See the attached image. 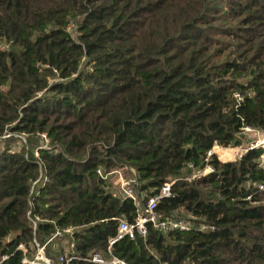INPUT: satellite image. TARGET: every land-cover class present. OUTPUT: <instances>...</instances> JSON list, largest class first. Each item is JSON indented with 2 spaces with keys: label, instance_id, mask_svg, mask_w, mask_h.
<instances>
[{
  "label": "trees",
  "instance_id": "obj_1",
  "mask_svg": "<svg viewBox=\"0 0 264 264\" xmlns=\"http://www.w3.org/2000/svg\"><path fill=\"white\" fill-rule=\"evenodd\" d=\"M9 42L0 49V137L45 134L51 150H39L47 180L38 195L37 158L0 152V264H21L17 246L34 236L29 202L44 220L40 242L69 226L81 255L105 253L117 220L138 213L96 175L118 167L134 170L142 205L180 178L156 212L183 209L208 229L149 227L146 238L115 243V256L264 264L263 150L212 157L211 173L185 180L215 145L241 146L245 127L264 131V0H0V44Z\"/></svg>",
  "mask_w": 264,
  "mask_h": 264
},
{
  "label": "built area",
  "instance_id": "obj_2",
  "mask_svg": "<svg viewBox=\"0 0 264 264\" xmlns=\"http://www.w3.org/2000/svg\"><path fill=\"white\" fill-rule=\"evenodd\" d=\"M70 26H68L69 29ZM10 46L9 43H2ZM0 44V49L2 50ZM234 98L237 103L242 101V96L238 93L234 94ZM244 131H258L256 129H251L249 127H245L242 130V134ZM5 133L0 137H5ZM45 137V134H40ZM264 144L263 140H257L255 142H250L237 156L236 159H233L229 162H233L239 160L246 152L254 149L262 148ZM240 147V146H237ZM232 150L230 148L236 147H220L214 146L211 150L206 153L204 158V167L202 169H195L192 164H189L187 167L191 170L190 175L185 178V180L199 178L205 176L213 171V167L210 164V159L212 157L218 158L219 152L218 150ZM217 149V150H216ZM41 150V149H40ZM34 157L37 158L38 164V175L35 180L31 184L30 192L38 195L39 191L36 190V187L39 182H41L40 187H42L46 180V170L43 163L39 160L38 151L34 152ZM219 159V158H218ZM226 162V161H225ZM264 162V151L261 156V163ZM261 164V165H262ZM96 175L103 181L108 184L109 192L113 197L120 199H130L137 207V216L134 221L129 222L126 218L121 217L118 221L117 231L115 236L108 240V246L105 253L100 252H90L86 255H81L76 250V242L74 239V231L77 230L74 227H54V231L46 237L42 242H40L36 237V229L38 222H42L39 216L33 213L32 210V202H29V209L27 210L26 217L31 223L33 238L28 245L31 250L29 251L28 245H24L22 243L18 244L17 249L21 252V264H129L124 259H121L115 256L111 252V247L121 241L122 239L135 240L137 237L146 238L149 227H152L154 230L167 234L169 232H185L189 231L194 227L193 223L182 217L172 213L169 216L163 217L159 213L156 212L157 205L162 198H166L170 196V191L172 185L181 180L180 178H173L169 181H165L161 184L158 192L149 196L145 203L142 205L141 201L144 200V196L140 199L137 198V195L134 191V181L125 180L121 170L113 169L111 171H103L102 169H96ZM115 179V180H112ZM259 190H264V185L258 186ZM250 200V196L246 198ZM53 223V222H52ZM208 229V228H207ZM65 239L67 244L59 246L58 242ZM4 259V258H2Z\"/></svg>",
  "mask_w": 264,
  "mask_h": 264
},
{
  "label": "rangeland",
  "instance_id": "obj_3",
  "mask_svg": "<svg viewBox=\"0 0 264 264\" xmlns=\"http://www.w3.org/2000/svg\"><path fill=\"white\" fill-rule=\"evenodd\" d=\"M68 30L72 34L73 38H75L76 37V31H75L74 23L70 24V27ZM226 40L229 42V44L238 43L232 39H226ZM1 48H3L2 50H8L10 48V46H8L6 44H2ZM242 136H243L242 145L240 147L230 148L232 150H229V148L227 150H218L219 155H220V156H218V158L220 161L229 162L233 159H236V156L250 142H255L257 140H263L264 139V131H259V132L258 131H255V132L244 131ZM262 146L263 147L261 149L264 151V144ZM6 147L9 148V152L12 154L13 153H21V154L23 153L26 157H28L29 154H33V156H35L34 152L38 151V153H39L40 149H42L44 151H50L51 150V142L47 136L43 137L42 135H38V138L34 139V142H33V140H32V142H29V140L27 139V136L25 134H23V133H11V134H6V136L1 138V140H0V152L5 151ZM117 169L121 170L122 175H123L125 180L134 181V185L137 184L136 174H135L133 169L128 168V167H118ZM112 180H115V179H112ZM189 180H192V179H189ZM40 184H41V182L38 183L36 190L40 187ZM141 197H142V195H137L138 199H140ZM175 214L180 215L182 217H185L186 219L190 218V215L187 214L186 212H184L183 209L177 210L175 212ZM193 225L195 227H198L199 229L207 230V226H205L202 223H200V224L193 223ZM58 244H59V246L66 245L67 242L65 239H63L60 242H58ZM28 249H29V251L31 250L29 245H28Z\"/></svg>",
  "mask_w": 264,
  "mask_h": 264
}]
</instances>
